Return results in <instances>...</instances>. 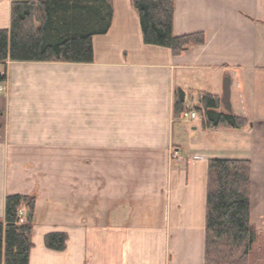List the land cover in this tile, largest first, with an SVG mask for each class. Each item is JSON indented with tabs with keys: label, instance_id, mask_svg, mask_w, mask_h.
Wrapping results in <instances>:
<instances>
[{
	"label": "crops",
	"instance_id": "1",
	"mask_svg": "<svg viewBox=\"0 0 264 264\" xmlns=\"http://www.w3.org/2000/svg\"><path fill=\"white\" fill-rule=\"evenodd\" d=\"M21 1L0 0V30ZM196 33L203 45L179 56L147 46L130 0H114L91 63H7L0 221L7 196L36 197L29 264H204L210 160L251 163L250 222L264 231V0H174L173 36ZM227 72L248 125L203 130L198 95L229 113ZM176 90L197 120L174 119ZM52 146L60 159H39ZM51 232L64 252L44 247Z\"/></svg>",
	"mask_w": 264,
	"mask_h": 264
},
{
	"label": "trees",
	"instance_id": "2",
	"mask_svg": "<svg viewBox=\"0 0 264 264\" xmlns=\"http://www.w3.org/2000/svg\"><path fill=\"white\" fill-rule=\"evenodd\" d=\"M114 0H26L10 6L8 29L0 30V84L7 63H70L93 61L92 40L105 35L112 24ZM137 13L142 41L147 46L169 49L179 56L203 45L201 33L174 37V0H130ZM229 113L219 111L221 100L199 94L203 130L240 132L247 127L238 80L227 72ZM185 94L175 91L173 117L184 109ZM251 163L243 160H210L205 198L204 264H264V233L250 222ZM34 195H11L4 200L0 221V264H29L36 223ZM68 237L63 232L44 236V247L64 252Z\"/></svg>",
	"mask_w": 264,
	"mask_h": 264
},
{
	"label": "rangeland",
	"instance_id": "3",
	"mask_svg": "<svg viewBox=\"0 0 264 264\" xmlns=\"http://www.w3.org/2000/svg\"><path fill=\"white\" fill-rule=\"evenodd\" d=\"M6 92L5 87L3 86V84H0V95L4 94ZM61 150H59L58 148L52 146L50 148H38V153H39V159H48V160H56V159H60V155H61ZM262 233H264V231H261Z\"/></svg>",
	"mask_w": 264,
	"mask_h": 264
},
{
	"label": "built area",
	"instance_id": "4",
	"mask_svg": "<svg viewBox=\"0 0 264 264\" xmlns=\"http://www.w3.org/2000/svg\"><path fill=\"white\" fill-rule=\"evenodd\" d=\"M184 119H189V120H196L197 119V114L194 112L186 113L183 115Z\"/></svg>",
	"mask_w": 264,
	"mask_h": 264
}]
</instances>
